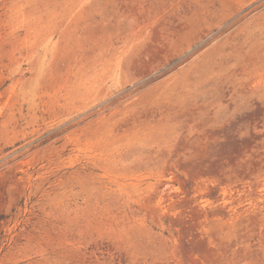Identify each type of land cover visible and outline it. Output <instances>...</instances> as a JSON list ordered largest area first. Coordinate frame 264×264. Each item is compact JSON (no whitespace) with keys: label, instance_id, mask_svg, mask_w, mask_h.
Segmentation results:
<instances>
[{"label":"rangeland","instance_id":"rangeland-1","mask_svg":"<svg viewBox=\"0 0 264 264\" xmlns=\"http://www.w3.org/2000/svg\"><path fill=\"white\" fill-rule=\"evenodd\" d=\"M0 264H264V0H0Z\"/></svg>","mask_w":264,"mask_h":264}]
</instances>
